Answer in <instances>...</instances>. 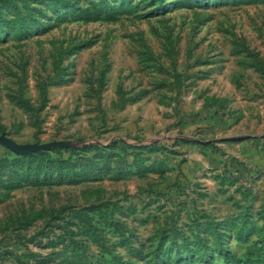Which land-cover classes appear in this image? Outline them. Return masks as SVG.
I'll list each match as a JSON object with an SVG mask.
<instances>
[{"label":"rangeland","instance_id":"374dc122","mask_svg":"<svg viewBox=\"0 0 264 264\" xmlns=\"http://www.w3.org/2000/svg\"><path fill=\"white\" fill-rule=\"evenodd\" d=\"M0 264H264V0H0Z\"/></svg>","mask_w":264,"mask_h":264}]
</instances>
